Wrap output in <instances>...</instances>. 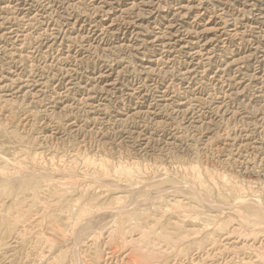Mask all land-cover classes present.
<instances>
[{
    "label": "rangeland",
    "instance_id": "rangeland-1",
    "mask_svg": "<svg viewBox=\"0 0 264 264\" xmlns=\"http://www.w3.org/2000/svg\"><path fill=\"white\" fill-rule=\"evenodd\" d=\"M18 1L0 0V264H264V21L244 0H31L24 19ZM166 18L210 60L160 50Z\"/></svg>",
    "mask_w": 264,
    "mask_h": 264
},
{
    "label": "bare ground",
    "instance_id": "bare-ground-1",
    "mask_svg": "<svg viewBox=\"0 0 264 264\" xmlns=\"http://www.w3.org/2000/svg\"><path fill=\"white\" fill-rule=\"evenodd\" d=\"M18 1V0H17ZM68 1V0H67ZM117 0H106V1H103V3H106L108 4L109 6H112L114 3H116ZM145 1V0H144ZM220 2L219 4V9L221 10V13L222 14H225V10L224 8L222 7L223 4H226L227 1L229 0H217ZM19 2V1H18ZM69 2V1H68ZM67 2V4H68ZM132 2V1H130ZM135 2V1H134ZM143 2V1H142ZM232 2V1H231ZM9 3V2H8ZM47 3V2H46ZM154 3V2H153ZM156 3V2H155ZM111 4V5H110ZM136 4V3H135ZM232 4V3H231ZM243 7H249L248 9H237L238 13L241 14L242 12H246L248 11L249 13H252L255 17V21L260 23V22H263L264 21V0H244L243 2ZM43 5V4H42ZM72 5V4H71ZM99 5V4H98ZM2 6V5H1ZM8 6V5H7ZM10 6V5H9ZM12 6V5H11ZM16 6L18 7V12H17V16L18 17H23L26 18L28 17V15L30 14V12L32 11V7H33V4L31 2V0L29 1H25V0H22L21 2L19 3H16ZM180 6V5H179ZM201 6V5H200ZM14 7V6H13ZM47 7V6H46ZM52 7V6H51ZM137 7V6H136ZM160 7V6H159ZM165 7V6H164ZM185 7V6H184ZM34 8V7H33ZM36 8V7H35ZM197 8V7H196ZM43 9V8H42ZM41 9V10H42ZM50 9V8H49ZM55 9V8H54ZM101 9V8H100ZM105 9V8H104ZM110 9V8H109ZM115 9V8H114ZM118 9V8H117ZM145 9V8H144ZM148 9V8H147ZM191 9V8H190ZM206 9V8H205ZM38 10V9H37ZM36 10V11H37ZM149 10V9H148ZM185 10V9H184ZM43 11V10H42ZM115 11V10H114ZM177 11V10H176ZM175 11V12H176ZM65 12V11H64ZM230 12V11H229ZM37 13V12H36ZM142 13V12H140ZM144 13V12H143ZM152 13V11H149L148 14L150 15ZM42 14V13H41ZM121 14V13H120ZM134 14V13H133ZM180 14V13H179ZM182 14V13H181ZM239 14L238 15H234L233 14V18L230 19V21H228V24L226 26V32H224L226 35L228 36H232V35H239L240 32H245L244 31V25L242 27L240 26H237L235 25L236 23L234 22L235 20H238L239 19ZM38 15V14H37ZM111 15V14H110ZM146 15V14H145ZM185 15V14H184ZM2 16V15H1ZM12 16V15H10ZM14 16V15H13ZM16 16V17H17ZM43 16V14H42ZM108 16V15H107ZM114 16V15H113ZM142 16V15H141ZM163 16V15H162ZM215 16V15H214ZM219 16V15H218ZM7 17V16H6ZM67 17V16H66ZM110 18V17H109ZM140 16L138 17H135L133 19V21L130 22V24L132 25V28L133 30L135 31V34H139L140 33V29L141 26H142V23L140 22L141 20H139ZM173 18V17H172ZM167 19L166 18V27L168 29H172L171 31H166V32H161V31H155V33H159L158 35L155 36V38L153 39L152 42H155V44L160 48V50H163V52H168V53H171L172 52V49H181L182 51L186 52L188 54L189 57H191L192 59L194 60H197V63L196 64H201L202 60H210L211 58V54H210V49H206V47L204 45L202 46H198V42H197V39H198V33L197 32H187V35L186 36H182V34L180 33L179 30H176L174 32L173 31V26H175L174 24V20L173 19ZM216 18V17H215ZM225 19V18H224ZM185 20V19H183ZM199 20V19H198ZM176 22V21H175ZM197 22V21H196ZM222 22V21H221ZM179 23V22H178ZM184 23V22H183ZM193 23V22H192ZM235 23V24H234ZM8 25V24H7ZM20 25V24H19ZM210 25V24H209ZM98 27V26H97ZM187 27V25H186ZM191 27V26H190ZM263 27V26H262ZM179 28H184L183 25H179L178 29ZM220 28V27H219ZM13 29V28H12ZM15 29V28H14ZM158 29V28H157ZM214 29V28H212ZM149 30V29H148ZM188 30V29H187ZM194 30V29H193ZM14 31V30H13ZM25 31V30H24ZM255 31V30H254ZM26 32V31H25ZM89 32V31H88ZM112 32V31H111ZM154 32V31H153ZM130 33V32H129ZM152 33V32H151ZM23 34V33H22ZM145 34V33H144ZM153 34V33H152ZM90 35V34H89ZM255 35V34H254ZM257 35V34H256ZM23 36V35H22ZM78 36V35H77ZM242 36V35H241ZM76 37V36H75ZM224 37V36H223ZM13 38V37H12ZM239 38V36H238ZM93 39V38H92ZM133 39V38H132ZM135 39V38H134ZM247 39V38H246ZM250 39V38H249ZM60 40V39H59ZM245 40V39H244ZM254 40V39H253ZM261 40V39H260ZM2 41V40H1ZM134 41V40H133ZM240 41V40H239ZM15 42V41H14ZM223 42V40H222ZM90 44V43H89ZM96 45V44H95ZM134 45V44H133ZM91 46V45H90ZM150 46V45H149ZM148 46V47H149ZM6 47V46H4ZM86 48V47H85ZM137 48V47H136ZM139 48V47H138ZM155 48V47H154ZM152 49V48H150ZM157 49V48H156ZM215 49V48H214ZM14 50V49H13ZM84 50V49H83ZM156 52V51H155ZM154 53V52H153ZM181 53V52H180ZM185 54V53H184ZM152 55V54H151ZM167 56V55H166ZM251 58L255 59L257 62H259L260 64H264V47H261V46H257L256 47V51L250 55ZM154 58V57H153ZM171 58V57H170ZM4 59V58H3ZM79 59V58H78ZM238 59V58H237ZM246 60V59H245ZM228 61V60H227ZM226 61V62H227ZM233 61V60H232ZM231 61V62H232ZM169 62V61H168ZM224 62V61H223ZM254 62V61H253ZM21 63V62H20ZM76 63V62H75ZM190 63V62H189ZM203 63V62H202ZM188 64V63H187ZM194 64V63H192ZM250 64V63H249ZM15 65V64H14ZM225 65V64H224ZM255 65V64H254ZM226 66V65H225ZM241 66V65H240ZM152 68V67H151ZM161 68V67H160ZM203 68V67H202ZM145 69V68H144ZM155 69V68H154ZM205 69V68H204ZM254 69V68H253ZM149 70V68H148ZM147 71V70H146ZM200 71V70H199ZM202 71V70H201ZM225 69H222V67H219L218 70L216 71V74L211 76L210 74V78L211 80H214L216 78H222V76L226 75L225 74H219L221 72H224ZM257 71V70H256ZM170 72V70H169ZM181 72V71H180ZM229 72V71H228ZM264 72V71H262ZM196 74L197 73V69L196 67H189L188 69L182 71L180 73V81H183V82H186L187 80H189L190 78L193 77V74ZM247 73V72H246ZM104 74V73H103ZM102 74V75H103ZM245 74V73H243ZM234 75V74H233ZM145 76V75H144ZM227 76H229L227 74ZM250 81H255L256 84H259L260 87H264V74H261L259 72H251L250 75ZM230 77V76H229ZM90 78V77H89ZM202 78V77H201ZM23 79V78H22ZM94 79V78H93ZM207 79V78H206ZM25 80V79H24ZM165 80V79H164ZM235 80V79H234ZM244 79L242 80H239L237 79L238 82L240 81H243ZM223 81V80H222ZM233 81V80H232ZM207 82V81H206ZM36 83V82H35ZM114 83V82H113ZM233 83V82H232ZM235 83V82H234ZM182 84V83H181ZM188 84V83H187ZM195 84V83H194ZM83 85V84H82ZM112 86V85H111ZM189 86V85H187ZM86 87V86H85ZM184 87V86H183ZM238 87V86H237ZM245 87V86H244ZM259 87V86H258ZM25 88V87H24ZM106 88V87H104ZM116 88V87H115ZM129 88V87H128ZM217 88V87H216ZM90 89V88H89ZM138 89V88H137ZM157 89V88H156ZM155 89V90H156ZM191 89V88H190ZM242 89V88H241ZM260 89V88H259ZM108 90V89H107ZM184 90V89H183ZM210 90V89H209ZM212 90V89H211ZM210 90V92H211ZM220 90V89H219ZM218 90V91H219ZM258 90V89H257ZM116 91V90H115ZM125 91V90H124ZM136 91V90H135ZM193 92V91H191ZM214 92V91H213ZM235 92V91H234ZM237 92V91H236ZM106 93V92H105ZM109 93V92H108ZM242 93V92H241ZM240 93V94H241ZM185 94V93H184ZM208 94V93H207ZM261 94V93H260ZM111 95V93H110ZM138 95V94H137ZM172 95V94H171ZM213 95V94H212ZM231 95L233 97H238L239 94L238 93H232L231 91L229 92V94H226V96H229L231 97ZM82 96V95H81ZM96 96V95H94ZM152 96V95H151ZM180 96V95H179ZM202 96V95H201ZM217 96V94H216ZM219 96V95H218ZM247 96V95H246ZM252 96V95H251ZM255 96V95H254ZM257 96H263L264 95H257ZM116 97V96H115ZM137 97V96H135ZM155 99H156V102L158 105L160 106H164L166 102L170 101L171 99L169 98V96H167L163 90H159L158 93L154 96ZM183 97V96H182ZM203 97V96H202ZM211 97V96H209ZM83 98V97H82ZM173 98V97H172ZM184 98V97H183ZM195 99H197V97H194ZM200 98V97H199ZM84 99V98H83ZM153 99V98H152ZM189 99V98H188ZM202 99V98H201ZM207 99V98H206ZM239 99V98H238ZM98 100V99H97ZM124 100V99H123ZM139 100V99H138ZM245 100V99H244ZM86 101V100H85ZM208 101V100H207ZM226 101V100H225ZM246 101V100H245ZM77 102V101H76ZM237 102V101H236ZM249 102V101H248ZM260 102V101H259ZM89 103V102H88ZM173 103V102H172ZM189 103V102H188ZM187 103V104H188ZM213 103V102H211ZM222 103V102H221ZM224 103V102H223ZM90 104V103H89ZM168 104V103H166ZM185 102L182 101L181 99L176 101L174 104H172V107H173V110L175 112H179L180 111V107L182 105H184ZM197 104V103H196ZM93 105V104H92ZM96 105V104H95ZM130 105V104H129ZM151 105V104H150ZM174 105V106H173ZM206 105V104H205ZM209 105V104H208ZM226 105V103H225ZM246 105V104H245ZM262 105V104H261ZM98 106V105H97ZM201 106V105H200ZM215 106V105H214ZM219 106V105H217ZM232 106V105H231ZM264 106V105H263ZM151 107V106H150ZM188 107V106H187ZM186 107V108H187ZM193 107V106H192ZM199 107V106H198ZM99 108V107H98ZM212 108V107H211ZM216 108V107H215ZM89 109V108H88ZM183 109V108H182ZM208 109V108H207ZM225 109H226V106H225ZM257 109V108H256ZM90 110V109H89ZM155 110V109H154ZM231 110V109H230ZM141 111V110H140ZM144 111V110H143ZM148 111V110H146ZM194 111V110H193ZM212 111V110H211ZM224 111V109H223ZM235 111V110H234ZM145 112V111H144ZM259 112V111H258ZM159 113V112H158ZM157 113V114H158ZM193 113V112H192ZM54 114V113H53ZM134 114V113H133ZM197 115V114H196ZM246 115V114H245ZM150 116V115H149ZM189 116V115H188ZM192 116V115H191ZM203 116V115H202ZM247 116V115H246ZM100 118V117H99ZM199 118V117H198ZM211 118V117H210ZM235 118V117H234ZM143 119V118H142ZM105 120V119H104ZM116 120V119H115ZM123 120V119H121ZM173 120V119H172ZM190 120V119H189ZM201 120V119H200ZM120 121V120H119ZM213 121V120H212ZM203 122V121H202ZM222 122V121H221ZM119 123V122H118ZM157 124V123H156ZM201 124V123H200ZM208 124V123H207ZM194 125V124H193ZM210 127V126H209ZM214 127V126H213ZM80 128V127H79ZM206 131V130H205ZM82 132V131H81ZM132 132V131H131ZM150 134V133H149ZM144 135V134H143ZM243 135V134H242ZM136 136V135H135ZM150 137V136H149ZM251 137V136H250ZM146 139V138H145ZM172 142V141H171ZM152 144V143H151ZM241 146V145H240ZM242 147V146H241ZM235 148V147H234ZM227 149V148H226ZM237 149V147H236ZM245 150V149H244ZM250 152V151H249ZM243 154V153H242ZM246 154V153H245ZM251 155V154H250ZM248 159V158H247Z\"/></svg>",
    "mask_w": 264,
    "mask_h": 264
}]
</instances>
